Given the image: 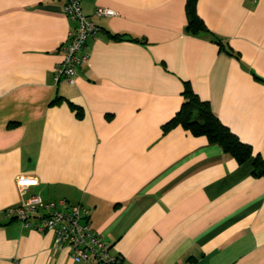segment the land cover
<instances>
[{"label": "crops", "instance_id": "1", "mask_svg": "<svg viewBox=\"0 0 264 264\" xmlns=\"http://www.w3.org/2000/svg\"><path fill=\"white\" fill-rule=\"evenodd\" d=\"M184 6L81 0L100 33L69 84L53 78L74 27L61 3L0 0V264H88L7 216L32 195L88 209L123 264H264V178L204 137L162 132L187 82L264 160V0H197L240 60L187 34ZM97 7L116 15L99 18ZM21 175L37 185L20 192Z\"/></svg>", "mask_w": 264, "mask_h": 264}, {"label": "built area", "instance_id": "2", "mask_svg": "<svg viewBox=\"0 0 264 264\" xmlns=\"http://www.w3.org/2000/svg\"><path fill=\"white\" fill-rule=\"evenodd\" d=\"M44 1L60 2L63 14L74 22V27L68 33V40L61 47L62 59L56 65L53 77L55 83L63 79L73 84L80 65L88 58V54L84 52L86 43L100 33V28L83 13L81 0ZM95 15L110 18L116 14L109 8L97 7ZM16 184L23 193L28 188L35 187L37 180L32 176L21 175ZM6 214L40 233L52 232L53 250H68L75 263L123 264L122 258L112 254L109 246L92 231L90 212L80 204H70L64 199L44 202L39 196L32 195L22 200L19 206L7 210Z\"/></svg>", "mask_w": 264, "mask_h": 264}, {"label": "trees", "instance_id": "3", "mask_svg": "<svg viewBox=\"0 0 264 264\" xmlns=\"http://www.w3.org/2000/svg\"><path fill=\"white\" fill-rule=\"evenodd\" d=\"M196 5L197 0H185L186 33L191 36H207L221 51L240 60L239 55L234 53L227 43H224L206 28L197 15ZM108 36L116 41H121L122 39L137 41L124 34H109ZM181 96L182 102L178 111L162 126L164 134L172 128L181 127L194 137H204L209 145L218 146L224 154L233 158L238 165L249 163L253 178H264V160L262 157L259 154L254 155L251 146L242 143L235 134L214 116L209 103L200 100L189 83H184ZM60 101L61 98L56 97L50 102V105L59 104ZM69 107L76 111L77 115L81 114L80 108L75 107L71 103H69Z\"/></svg>", "mask_w": 264, "mask_h": 264}]
</instances>
